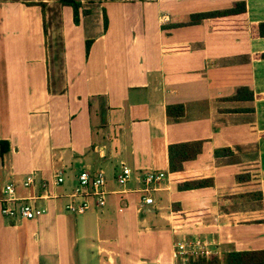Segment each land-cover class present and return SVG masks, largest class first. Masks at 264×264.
Instances as JSON below:
<instances>
[{
    "label": "crops",
    "instance_id": "1",
    "mask_svg": "<svg viewBox=\"0 0 264 264\" xmlns=\"http://www.w3.org/2000/svg\"><path fill=\"white\" fill-rule=\"evenodd\" d=\"M80 1L76 25L57 0H0V210L8 184L10 206L45 210L0 212V264H189L200 256L176 245L197 241L220 264L264 251V0ZM184 143L202 150L173 173L169 146ZM86 170L105 174L106 204L72 214ZM151 172L164 177L145 206Z\"/></svg>",
    "mask_w": 264,
    "mask_h": 264
},
{
    "label": "built area",
    "instance_id": "2",
    "mask_svg": "<svg viewBox=\"0 0 264 264\" xmlns=\"http://www.w3.org/2000/svg\"><path fill=\"white\" fill-rule=\"evenodd\" d=\"M132 172L129 168L123 166L121 172L117 175V183L121 186H125L130 180ZM164 177V173L151 172L143 178V193L142 203L145 206L153 205L154 199L149 195L151 188L160 182ZM34 183L32 176L27 178L25 185L31 186ZM56 185H62L64 183V177L60 174L55 176ZM106 176L103 172L92 173L89 170L83 171L78 176L76 187L73 189L70 195V202L67 204L66 209L72 214H84L91 207V199H95V203L98 207H103L106 204L105 190ZM4 192L7 197L1 201V214L11 219L21 220H34L45 213V210L37 207L31 201L23 200L18 206L12 207L10 203L15 199V188L13 184L6 185ZM188 248H191L188 250ZM178 254H192L200 257L210 256L211 252L207 249V246L203 243L196 242L187 244L176 245Z\"/></svg>",
    "mask_w": 264,
    "mask_h": 264
},
{
    "label": "trees",
    "instance_id": "3",
    "mask_svg": "<svg viewBox=\"0 0 264 264\" xmlns=\"http://www.w3.org/2000/svg\"><path fill=\"white\" fill-rule=\"evenodd\" d=\"M61 5L71 7L73 10V20L76 25L80 22V9L82 8V3L80 0H57ZM43 8L45 4H42ZM246 12L245 3H238L235 8L208 12L195 15L193 17L194 22H199L202 19L214 18L228 15H235ZM88 11H83V14H87ZM104 25L107 29V17L104 15ZM260 34L264 36V23L260 25ZM91 41H88L86 44L87 51L89 50ZM167 114L169 117H183L184 107L182 105L169 106L167 108ZM8 150V143L5 141L0 142V155L4 154ZM200 143H184V144H175L169 146V162H170V171L180 172L184 169V163L195 159L197 155L201 152ZM207 182H191L185 183L179 186L182 190H190L194 188H201L205 186ZM189 264H220V261L215 258L199 257L196 260L191 261ZM224 264H264V251L258 252H232L228 253L224 257Z\"/></svg>",
    "mask_w": 264,
    "mask_h": 264
}]
</instances>
